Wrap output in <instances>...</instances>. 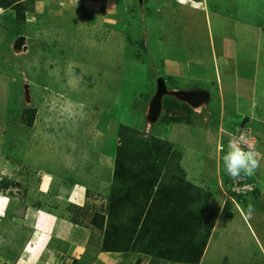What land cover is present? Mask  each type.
I'll use <instances>...</instances> for the list:
<instances>
[{"label": "rangeland", "instance_id": "obj_1", "mask_svg": "<svg viewBox=\"0 0 264 264\" xmlns=\"http://www.w3.org/2000/svg\"><path fill=\"white\" fill-rule=\"evenodd\" d=\"M139 1L0 0V209L57 210L77 181L89 201L67 209L83 221L141 215L122 233L135 264H264V0ZM158 77L209 97L165 94L149 121ZM241 136L260 166L232 179L222 156Z\"/></svg>", "mask_w": 264, "mask_h": 264}, {"label": "crops", "instance_id": "obj_2", "mask_svg": "<svg viewBox=\"0 0 264 264\" xmlns=\"http://www.w3.org/2000/svg\"><path fill=\"white\" fill-rule=\"evenodd\" d=\"M52 181L53 178L44 179L41 176L39 193H46V188L51 189ZM62 185L57 193L59 199L63 200L62 204L67 205L58 206L57 210L37 206L39 215H36V209L30 203L15 202L12 196H2L0 236L4 240L0 241V249L4 250L6 256L8 254L5 263L135 264L141 253L102 248L104 237L99 236L98 232L100 228L105 230V223L97 228L92 222L83 221L75 216L74 211L67 209L71 204L80 208L85 201H89V188L77 181H73L69 188Z\"/></svg>", "mask_w": 264, "mask_h": 264}, {"label": "clouds", "instance_id": "obj_3", "mask_svg": "<svg viewBox=\"0 0 264 264\" xmlns=\"http://www.w3.org/2000/svg\"><path fill=\"white\" fill-rule=\"evenodd\" d=\"M148 131V129H145L146 134H148ZM260 160V154L255 150L253 144L246 141L244 136H241L238 141L230 142L228 150L222 156L224 171L232 179H236L241 175L254 176L260 166ZM253 212V206L249 205L247 216L250 217Z\"/></svg>", "mask_w": 264, "mask_h": 264}, {"label": "trees", "instance_id": "obj_4", "mask_svg": "<svg viewBox=\"0 0 264 264\" xmlns=\"http://www.w3.org/2000/svg\"><path fill=\"white\" fill-rule=\"evenodd\" d=\"M126 138H127V136H125V140H126ZM139 146L137 143H132L131 141H130V139H128L127 141H126V148H125V152H124V155H123V157L124 158H126L127 157V159L128 158H134L135 156H134V152H136L135 151V148H137V146ZM140 148V147H139ZM142 150V149H141ZM140 149H139V151L137 152V153H139V155H140V153L141 152H143V150L141 151ZM141 155H142V153H141ZM136 158V157H135ZM141 167H138V169H139V173H141V174H143L144 175V173H146L147 171L145 170V165L144 164H141L140 165ZM155 168L154 167H152L151 168V170H154ZM151 183H150V186H152V184L155 182V178L154 179H152V180H149ZM180 186V185H179ZM175 187V190H177V189H180V187ZM127 198V197H126ZM125 198V196H121L120 198H119V200H116V202H113V204H110V208H109V210H108V215H107V217L109 218V221H111L112 219H110V217L112 218V216H114L116 213L117 214H119L120 212H121V209L122 208H124L123 206H126V205H124V203L126 202L125 200H127ZM134 205V204H133ZM122 207V208H121ZM123 210V209H122ZM141 210V209H140ZM142 211V210H141ZM141 216V215H140ZM139 215L136 217V216H134V219H133V221H132V219H131V222L130 223H126V224H121V222L119 223V222H116L115 224H114V222H112L111 221V223H110V225H108V226H106V229H105V234H104V239H103V245H102V248L103 249H108V250H116V251H123V250H126L127 249V247H125L123 244L124 243H122V241H123V232H125L124 231V229H128V225H131V227H132V230H135V228L137 227V224L138 223H140L141 222V220L139 221V217H140ZM149 218H152V216L151 217H149ZM136 220V221H135ZM135 221V222H134ZM182 222V221H181ZM142 223V222H141ZM146 223V222H145ZM145 223H144V225H145ZM100 225H102V224H100ZM147 225V224H146ZM110 226V227H109ZM140 226H141V224H140ZM147 227H148V225H147ZM157 233L158 234H161V232L158 230L157 231ZM178 234V233H177ZM175 235V234H174ZM174 238L173 239H175V240H179V238H177V237H175V236H173ZM123 245V246H122ZM122 246V247H121ZM202 247V249L204 248V243H203V245L201 246ZM132 249L134 248V247H131Z\"/></svg>", "mask_w": 264, "mask_h": 264}, {"label": "water", "instance_id": "obj_5", "mask_svg": "<svg viewBox=\"0 0 264 264\" xmlns=\"http://www.w3.org/2000/svg\"><path fill=\"white\" fill-rule=\"evenodd\" d=\"M139 2L141 5V0ZM19 40L22 41L23 40L22 37H20ZM23 48H25V46ZM156 83H157L156 91L150 100L148 114H147V119L149 121L151 120L150 117L153 120L159 114L160 100L161 97L165 94L171 95L193 106H197L205 102L209 97V93L203 90L201 91V90L167 89L164 80L160 77L157 78Z\"/></svg>", "mask_w": 264, "mask_h": 264}]
</instances>
